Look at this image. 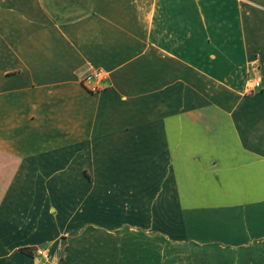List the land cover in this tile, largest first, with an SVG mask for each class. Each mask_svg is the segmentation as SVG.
Wrapping results in <instances>:
<instances>
[{
  "label": "crops",
  "instance_id": "1",
  "mask_svg": "<svg viewBox=\"0 0 264 264\" xmlns=\"http://www.w3.org/2000/svg\"><path fill=\"white\" fill-rule=\"evenodd\" d=\"M0 264H264V0H0Z\"/></svg>",
  "mask_w": 264,
  "mask_h": 264
},
{
  "label": "built area",
  "instance_id": "2",
  "mask_svg": "<svg viewBox=\"0 0 264 264\" xmlns=\"http://www.w3.org/2000/svg\"><path fill=\"white\" fill-rule=\"evenodd\" d=\"M81 84L88 91L95 92L106 88L109 84L108 74L105 70L99 67L90 68L81 78ZM252 86H257L258 82H251ZM35 257L40 260H47L49 252L47 248L36 247L33 251Z\"/></svg>",
  "mask_w": 264,
  "mask_h": 264
},
{
  "label": "trees",
  "instance_id": "3",
  "mask_svg": "<svg viewBox=\"0 0 264 264\" xmlns=\"http://www.w3.org/2000/svg\"><path fill=\"white\" fill-rule=\"evenodd\" d=\"M34 250V248H30V247H22L20 248V251L28 254V255H32V251Z\"/></svg>",
  "mask_w": 264,
  "mask_h": 264
},
{
  "label": "rangeland",
  "instance_id": "4",
  "mask_svg": "<svg viewBox=\"0 0 264 264\" xmlns=\"http://www.w3.org/2000/svg\"><path fill=\"white\" fill-rule=\"evenodd\" d=\"M35 248H36V247H35ZM35 248H34V249H35ZM33 251H34V250H33ZM32 255H34V254L32 253Z\"/></svg>",
  "mask_w": 264,
  "mask_h": 264
}]
</instances>
